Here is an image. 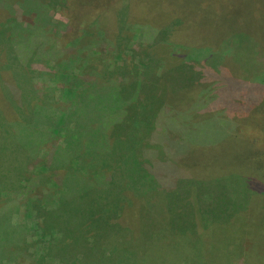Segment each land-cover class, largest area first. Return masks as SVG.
I'll list each match as a JSON object with an SVG mask.
<instances>
[{
    "label": "trees",
    "instance_id": "obj_1",
    "mask_svg": "<svg viewBox=\"0 0 264 264\" xmlns=\"http://www.w3.org/2000/svg\"><path fill=\"white\" fill-rule=\"evenodd\" d=\"M119 1L0 0V138L26 140L20 147L25 170L12 181L6 179L11 173L0 172V264H151L154 256L163 264L175 252L158 243L186 234L172 224L184 216L166 225L162 192L175 180L189 190L205 183L167 176L164 152L178 150L188 133L179 107L193 101V119L213 115L214 108L198 105V86L217 73L214 64L200 66L199 49L176 39L173 27L182 20L168 26L132 20L125 3L109 20L112 40L104 19ZM16 6L25 20L16 19ZM164 70L180 76L186 70L190 78L170 90L169 99L163 91L155 107L142 90ZM262 96L252 107L264 110ZM11 146L3 148L6 158L15 152ZM252 157L244 169H259L263 185L251 181L250 189L264 195V151L255 165ZM182 197L176 211L193 207L192 230L201 225L202 206L191 193ZM146 203L153 204L148 214L156 221L144 220Z\"/></svg>",
    "mask_w": 264,
    "mask_h": 264
},
{
    "label": "rangeland",
    "instance_id": "obj_2",
    "mask_svg": "<svg viewBox=\"0 0 264 264\" xmlns=\"http://www.w3.org/2000/svg\"><path fill=\"white\" fill-rule=\"evenodd\" d=\"M106 2L108 0L103 3ZM124 4L129 12L133 9L132 20L167 26L169 20H182L180 27H173L176 39L189 50L199 49L198 53H202L200 66L209 68L214 64L212 72L217 73L210 75V79L208 75L202 81L209 80L201 88L198 86L203 93L199 94L198 105L214 108L213 115L208 117L204 113L193 119V101L179 107L182 112L186 111L182 121L188 126V133L178 150L172 146L164 152L167 176L201 179L205 184L189 190L179 178L181 182L175 180L172 188L162 192L161 198L168 204L164 206L169 214L166 225L172 228L169 220L184 216V220L172 224L176 227L179 223L180 228L186 230L178 240L168 238L163 245L158 243L160 250L163 247L166 253L175 252L167 256L163 264H264V195L250 189L251 181L263 185L262 173L259 169H244L249 153L255 165L264 151V110L252 107L261 95L264 99L261 87L264 86V0H120L116 2V10L108 12L104 19L110 38L116 29L115 23L109 20H115L117 10ZM176 5H179L177 11L173 8ZM14 8L16 19L25 20L19 8ZM56 18L67 20L59 13ZM206 55L208 62L203 60ZM218 66L221 71L216 72ZM185 72V76H180L164 70L159 80L157 76L147 79L143 98L151 99L157 107L161 104L157 99L162 97L163 91L166 90L165 97L169 99L170 90L189 82L190 75ZM252 87L256 96L250 103L247 97ZM246 89H249L247 93ZM177 98L180 100L181 96ZM33 120L32 116L30 122ZM25 142V136L20 139L15 136L14 140L9 136L0 138V172L11 173L6 179L12 181L15 173L25 170V155L20 151ZM9 143H13L12 146ZM8 146L15 152L6 158L3 148ZM205 169L209 174L201 173ZM189 193L202 206L201 225L194 224L192 230L188 229L191 219L195 218L193 207L187 205L185 211H176L185 204L182 196ZM146 204L143 205L144 220L147 223L156 221L158 217L148 214L153 204ZM151 264H158L155 256Z\"/></svg>",
    "mask_w": 264,
    "mask_h": 264
}]
</instances>
